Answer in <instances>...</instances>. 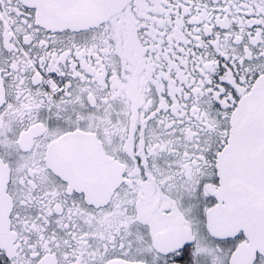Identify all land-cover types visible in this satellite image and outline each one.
Returning <instances> with one entry per match:
<instances>
[{"label":"snow or ice","instance_id":"snow-or-ice-1","mask_svg":"<svg viewBox=\"0 0 264 264\" xmlns=\"http://www.w3.org/2000/svg\"><path fill=\"white\" fill-rule=\"evenodd\" d=\"M0 264H264V0H0Z\"/></svg>","mask_w":264,"mask_h":264}]
</instances>
